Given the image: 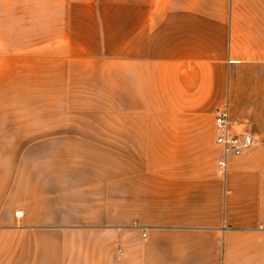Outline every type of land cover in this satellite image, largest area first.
<instances>
[{
    "label": "crops",
    "instance_id": "1",
    "mask_svg": "<svg viewBox=\"0 0 264 264\" xmlns=\"http://www.w3.org/2000/svg\"><path fill=\"white\" fill-rule=\"evenodd\" d=\"M0 264H264V0H0Z\"/></svg>",
    "mask_w": 264,
    "mask_h": 264
},
{
    "label": "built area",
    "instance_id": "2",
    "mask_svg": "<svg viewBox=\"0 0 264 264\" xmlns=\"http://www.w3.org/2000/svg\"><path fill=\"white\" fill-rule=\"evenodd\" d=\"M215 123L216 141L222 146L224 156L241 154L256 142V137L252 132L242 134L233 132L228 114L222 109L216 111ZM219 164L225 166V158L220 160ZM17 214H21V211H18Z\"/></svg>",
    "mask_w": 264,
    "mask_h": 264
}]
</instances>
